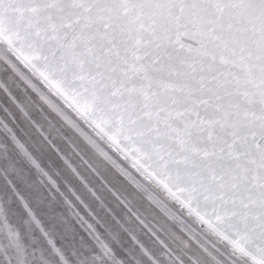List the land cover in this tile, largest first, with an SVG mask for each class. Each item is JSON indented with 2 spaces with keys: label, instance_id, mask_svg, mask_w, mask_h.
<instances>
[{
  "label": "snow or ice",
  "instance_id": "6c2138e0",
  "mask_svg": "<svg viewBox=\"0 0 264 264\" xmlns=\"http://www.w3.org/2000/svg\"><path fill=\"white\" fill-rule=\"evenodd\" d=\"M0 195L61 264L29 196L106 256L264 264V0H0Z\"/></svg>",
  "mask_w": 264,
  "mask_h": 264
},
{
  "label": "rangeland",
  "instance_id": "374dc122",
  "mask_svg": "<svg viewBox=\"0 0 264 264\" xmlns=\"http://www.w3.org/2000/svg\"><path fill=\"white\" fill-rule=\"evenodd\" d=\"M35 155V153H34ZM19 159V165L29 174L30 181H36V170L32 168L23 157L16 154ZM42 167L47 168V163L42 161ZM23 190V186H19ZM30 191V190H29ZM159 195V194H158ZM30 199V206L33 207V211L37 218L41 220L42 225L49 231V236L54 239L57 248L61 250L67 264H149L146 258L139 253L138 250L130 247V242H126L123 234L117 236L113 234H107L99 226L97 231L101 235V239L108 249L111 250L110 255L106 256L104 250L99 246V241L90 238L87 233L71 232L70 230H62L57 232L53 229L52 222L45 214L48 212V201H45L43 205H38L34 200ZM0 199L6 201L7 197L0 195ZM18 205L13 199V202L9 205L5 204L8 209V221L12 226V230L18 233V237L13 236L9 228L0 224V264H4L3 256L5 254L15 253L19 256V247L24 246L27 249L25 264H61L59 257L48 246L46 239L40 233L39 229L35 227L31 219L24 212L23 208ZM175 208V206H172ZM53 211L49 215L54 216L56 212H63V209L52 204ZM24 214V217L23 215ZM22 223V224H21ZM24 226V227H23ZM128 249V251H125ZM162 251V250H161ZM190 249H184V252H189ZM183 264H192V261L187 259L182 253H179ZM194 254V253H193ZM157 256L159 264H168V261L163 256ZM219 256V253L216 254ZM223 260V257H219ZM19 264V261L17 262ZM201 264H209L205 257Z\"/></svg>",
  "mask_w": 264,
  "mask_h": 264
},
{
  "label": "bare ground",
  "instance_id": "6f19581e",
  "mask_svg": "<svg viewBox=\"0 0 264 264\" xmlns=\"http://www.w3.org/2000/svg\"><path fill=\"white\" fill-rule=\"evenodd\" d=\"M18 166L21 167L20 165H18ZM19 186H21V185H19ZM12 202H13V201H12ZM12 202H11V203H12ZM18 205H19V204H18ZM18 205H17V206H18ZM20 207H21V206H20ZM22 215H23V217H24V214H22ZM21 224H22V223H21ZM23 227H24V226H23Z\"/></svg>",
  "mask_w": 264,
  "mask_h": 264
}]
</instances>
